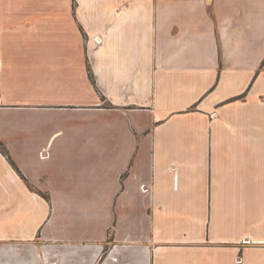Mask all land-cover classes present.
Returning <instances> with one entry per match:
<instances>
[{
	"label": "crops",
	"instance_id": "0c3cea01",
	"mask_svg": "<svg viewBox=\"0 0 264 264\" xmlns=\"http://www.w3.org/2000/svg\"><path fill=\"white\" fill-rule=\"evenodd\" d=\"M0 141V264H264V0H0Z\"/></svg>",
	"mask_w": 264,
	"mask_h": 264
},
{
	"label": "trees",
	"instance_id": "16d2710c",
	"mask_svg": "<svg viewBox=\"0 0 264 264\" xmlns=\"http://www.w3.org/2000/svg\"><path fill=\"white\" fill-rule=\"evenodd\" d=\"M90 75H91V77H93L91 72H90ZM0 142H1V141H0ZM12 162H13L14 166L18 169V171H20L19 168H18V166L15 164V162H14V161H12ZM45 196H47V195H45ZM47 198H48V197H47Z\"/></svg>",
	"mask_w": 264,
	"mask_h": 264
}]
</instances>
